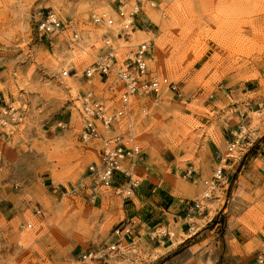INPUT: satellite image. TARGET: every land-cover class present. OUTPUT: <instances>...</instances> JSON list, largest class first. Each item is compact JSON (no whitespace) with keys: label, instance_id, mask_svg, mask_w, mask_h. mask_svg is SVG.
<instances>
[{"label":"rangeland","instance_id":"374dc122","mask_svg":"<svg viewBox=\"0 0 264 264\" xmlns=\"http://www.w3.org/2000/svg\"><path fill=\"white\" fill-rule=\"evenodd\" d=\"M122 3L141 9L129 43L94 20H116ZM52 14L60 27L42 30ZM97 31V49L84 53L71 43L75 32L84 39ZM145 40L151 71L176 81L179 93L134 96L120 119L124 134L132 124L141 148L125 166L140 181L135 194L115 196L103 186L91 194L88 166L102 144L80 141L82 99L92 91L112 110L123 87L111 91L86 69L111 47L124 56L125 46ZM54 63L66 67L73 90ZM241 125L252 139L264 130V0H0V264H92L81 254L112 244L127 208L156 205L167 194L218 213L207 264H256L264 252V174L250 193L242 179L233 189L225 177L250 146L249 136L229 151ZM216 170L222 184L203 199ZM193 222L191 234L202 226ZM118 245L110 264H146L161 250L126 239Z\"/></svg>","mask_w":264,"mask_h":264},{"label":"built area","instance_id":"2783aa9c","mask_svg":"<svg viewBox=\"0 0 264 264\" xmlns=\"http://www.w3.org/2000/svg\"><path fill=\"white\" fill-rule=\"evenodd\" d=\"M140 6L128 5L122 3L117 11L118 19L114 20L107 14L101 17H95L96 22L103 21L109 27L115 26L117 35L125 42H130L134 36V28L136 18H139ZM141 22V20H139ZM52 25V26H50ZM55 22H48L41 27L44 31L52 32L55 30ZM112 34L107 35L106 42L110 43ZM125 54L119 58L116 55L118 48L111 47L102 58L98 59L93 66L86 69L88 76H93L98 73L99 76L105 78L108 83V89L115 91V85L120 84V101L121 106L110 109L106 102L100 100L94 95V92H88L82 99L83 106V125L79 132L80 141L83 144L92 141H100L102 146L98 150L99 160L97 163H91L88 166L90 177L93 182L91 194H96L99 186L113 188L115 196L132 197L140 186V181L132 176V173L125 167L126 162L135 157L141 156V148L137 142L135 131L130 125L127 133H123L120 127V119L126 116V109L134 96H160L165 91H170L175 94L179 93L178 83L171 80L167 76L155 73L150 69V60L152 57L150 42L142 41L139 44H128L125 46ZM112 79V80H111ZM108 80H111L110 82ZM14 108L10 107L6 110V114L14 119ZM3 124L8 122L2 120ZM6 121V122H4ZM235 135V134H234ZM236 138L230 144L229 151H233L235 144L239 145L249 137L246 127L241 125L236 133ZM193 166L187 171V175H191ZM222 170L215 171L214 180L211 181L210 189L203 195L204 198H209L212 193L218 191L220 183L222 184ZM85 186L86 184L83 183ZM204 201L190 202L187 205L186 213L188 216L194 215L204 208ZM31 227V225H30ZM189 229L193 230L192 226ZM130 222L122 220L114 230V234L122 237L130 233ZM173 231L166 230L163 227L151 229L148 232V237L151 240L160 242L166 236H174ZM107 251H120V246L117 242L107 245ZM83 259L94 261L99 259L95 250H86L81 254ZM96 264V263H92ZM98 264H109L107 260H102ZM256 264H264V252H260L256 256Z\"/></svg>","mask_w":264,"mask_h":264},{"label":"crops","instance_id":"0c3cea01","mask_svg":"<svg viewBox=\"0 0 264 264\" xmlns=\"http://www.w3.org/2000/svg\"><path fill=\"white\" fill-rule=\"evenodd\" d=\"M249 136L251 140L250 146H248V152H246L245 161L239 164L236 170L233 168L226 170L225 176L226 182L229 183L227 185H232L233 189L236 187V182L242 179L243 189L247 193L252 191L255 178L258 177V174H264V130L260 129L257 131L254 139H252L251 132ZM226 165L233 167L235 164L227 162ZM256 165L259 167L257 172H255ZM225 188L226 185L223 186L220 193H224ZM188 203L185 199L174 198L167 194L166 196H162L156 205L146 206L132 213H128L127 211L129 209L127 208L126 218L124 220L130 222L131 231L122 237L117 236L113 242L119 244L120 242L123 243L124 239H126L131 243L144 242L151 250L160 248L158 257L154 261L146 264H207L208 252L210 249L214 250V248H217L216 240L214 238L212 239L211 236L216 231L217 224L215 223V218L218 213L210 216L209 209L204 206L201 211L188 216L186 213ZM131 208L135 207L133 206ZM159 208H163L164 210L160 214L157 222H154L157 214L156 210ZM195 220L201 221L202 226L191 234L193 230L189 229V227H194L193 223L195 222L193 221ZM183 222L187 225L186 228L182 225ZM160 227L169 231L171 230L175 234L172 237L166 236L162 239L164 244L156 240L152 242L148 237V232L151 229ZM185 232L189 233V235L183 237ZM93 250H95L98 257H101L95 259L93 261L94 263L98 264L102 260H107L110 264L109 260L112 258V252L107 251L105 248ZM212 263L216 264L215 259Z\"/></svg>","mask_w":264,"mask_h":264},{"label":"bare ground","instance_id":"6f19581e","mask_svg":"<svg viewBox=\"0 0 264 264\" xmlns=\"http://www.w3.org/2000/svg\"><path fill=\"white\" fill-rule=\"evenodd\" d=\"M114 16L116 17V20L118 19V15L114 14ZM110 18H112L110 16ZM48 22H55L56 25H54V28L55 29H58L60 26V24L58 23V20H57V17L55 14H52L48 20H46ZM45 24V23H44ZM52 26V25H50ZM21 28L24 29L25 28V25L22 24L21 25ZM107 29V28H106ZM102 32L103 31H97V33H88L85 35L84 39H82L81 35H79L78 33H73V39L71 41V43L74 45V48H76L77 50H80L82 52H86L87 50L86 49H97L98 48V42L102 40V37H100L102 35ZM110 32L114 33L116 36H117V29L115 26H111L110 27ZM142 33V32H140ZM144 33V32H143ZM100 37V39H98ZM99 40V41H98ZM107 43V42H106ZM225 44V43H224ZM108 45V44H107ZM156 45H158V47L161 46V42L158 40V42L156 43ZM157 47V48H158ZM109 48V47H108ZM116 48V47H114ZM156 48V49H157ZM162 48V47H161ZM161 48H158V49H161ZM111 49V48H110ZM110 49L108 51H110ZM122 51V50H121ZM121 53V52H120ZM119 53L118 50H116V55L120 56V57H123L121 54ZM183 54V53H182ZM124 55V54H123ZM103 57V56H102ZM100 57V58H102ZM99 58V59H100ZM98 60V59H97ZM194 62V61H193ZM51 67L53 68V70H56V71H59L61 72L62 74V80L63 82H65L72 90L75 88L71 81H70V75L68 74L67 72V69L66 67L65 68H62L60 69L59 65H57L56 63L52 64ZM205 73V72H204ZM60 74V75H61ZM61 87V86H60ZM129 124V123H128ZM132 125V124H131ZM218 171V170H217ZM208 192V191H207ZM30 226V225H29Z\"/></svg>","mask_w":264,"mask_h":264}]
</instances>
